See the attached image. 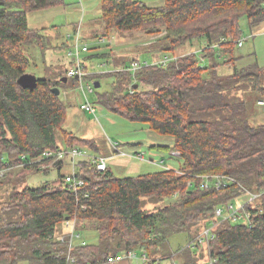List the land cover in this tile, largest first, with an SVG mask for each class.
I'll return each instance as SVG.
<instances>
[{
  "label": "trees",
  "instance_id": "trees-1",
  "mask_svg": "<svg viewBox=\"0 0 264 264\" xmlns=\"http://www.w3.org/2000/svg\"><path fill=\"white\" fill-rule=\"evenodd\" d=\"M66 5V0H0L1 164H28L50 149L93 144L63 127L66 105L53 88L70 82L66 70L58 80L38 77L33 90L18 82L30 66L24 45L39 46L44 57L52 47L44 30L29 26L28 14ZM243 17L252 26L264 21V0H165L156 7L138 0L103 1L100 41L112 33L140 31L157 36L146 41L153 52L167 51L176 58L166 65L156 60L136 72L121 65L111 72L114 79L100 94V102L170 137V146L158 148L181 162L177 168L120 178L109 167L99 171L91 160L80 159L77 172L86 184L76 190L66 183L71 172L19 189L16 178L22 172L48 171L51 162L43 169L38 163L13 169L0 179V186L10 185L14 191L7 203L0 204V264L23 260L28 264H102L130 250L146 251L148 264H157L173 256L170 237L184 232L192 235V242L180 252L182 260L176 264H203L208 255L216 264H264V123L251 122L249 110L253 96L258 103L264 99V68L257 63L237 64ZM196 41H200L202 58L195 52L175 54L178 47ZM69 48L68 41L55 47ZM102 57L105 64L110 63L108 54ZM203 58L212 64L203 65ZM96 81L101 82L100 77ZM239 91H244V98ZM63 166L57 168L61 171ZM208 175L231 176L236 182L221 190L205 189L202 177ZM252 193L262 195L250 200ZM243 194L248 195L241 205L250 213L249 222L217 217L218 207ZM169 198L173 200L156 210L145 208L147 200L161 203ZM75 218L78 230L98 233V242L79 244L70 252L68 240H58V227ZM214 224L218 225L215 237L207 248L198 237ZM201 245L207 256L197 253ZM70 255L75 262H69Z\"/></svg>",
  "mask_w": 264,
  "mask_h": 264
},
{
  "label": "rangeland",
  "instance_id": "rangeland-1",
  "mask_svg": "<svg viewBox=\"0 0 264 264\" xmlns=\"http://www.w3.org/2000/svg\"><path fill=\"white\" fill-rule=\"evenodd\" d=\"M147 2L150 3L148 5L152 6L163 4L162 0H158L156 3L151 0H147ZM66 3L67 5L63 7L31 11L28 14L29 26L32 29L44 30L50 37L52 47L44 57L39 46L24 45L26 54L30 56V66L27 73L35 74L39 78L47 76L54 80H58L59 75L64 70L68 74V71L75 65L71 61L69 62L68 51L65 49L56 50L55 47L60 46L59 43L66 39L65 34L74 31L80 22L82 23V36H85V41L90 48L83 55L87 62L86 71L88 74L84 77H72L70 82L63 84L61 88V99L66 105V119L63 127L75 133L79 139H88L93 144L89 143L86 146L76 144L73 148L82 149L84 155L75 158V160L66 159V165L64 166L65 162L62 164L56 163L57 166H63L61 171L55 166L43 172L33 170L22 172L19 178H16L19 189H24L28 186L37 187L46 184L47 181H55L60 174L73 173V167L77 166L80 159L85 158L93 162L95 157H104L107 160L108 167L120 178L147 174L168 167L177 168L181 161L171 158L170 151L158 148L159 145L170 146L172 144L170 137L157 134L146 122L134 121L112 112L100 102V94L108 90L114 79L111 72L120 70L121 65L130 66L134 60H139L142 63H153L156 60H162L166 56H173V54L167 51L153 52L146 41L150 43L157 36L150 37L140 31L112 33L109 38L104 41L101 40V42L99 39L104 34V31L101 26L97 25L96 20L101 15L102 0H66ZM239 25V39L243 41V45L236 49V55L241 57L237 63L238 66L244 67L257 63L264 68V21L252 26L247 17H243ZM54 35L57 36L54 38ZM203 42L205 43V41ZM192 52H195L200 58L203 57L200 41H196L193 44L187 43L181 48L178 47L175 54L181 55ZM105 54H108L111 58L109 64H105L107 60L102 57ZM203 59H201L203 65L210 66L212 64V60ZM216 62H220V59H217ZM99 77L102 86L96 88L94 83L95 80H99ZM91 87L94 88L93 91ZM146 88L149 87L146 86ZM238 95L244 98L245 93L244 91H239ZM263 101L264 99H261L258 103V101H255L254 96L249 101L251 122L254 124L264 123V104H261L264 103ZM87 102H90L95 107L96 111L94 113L82 108V105ZM59 138L62 139L61 137ZM60 143H63V141L60 140ZM143 155L144 159H141ZM6 156L4 155L5 158ZM49 162L53 163L49 159L39 165L43 169ZM14 178L13 180H16ZM13 192V188L10 185L0 186V204L7 203ZM247 199L248 195L243 194L233 199L232 203L238 206L247 201ZM171 200L173 199L169 198L161 203H153L147 200L145 208L148 211H153ZM209 228L206 227L202 233ZM78 232L82 235V238L75 240L76 245L81 244L82 241H86L89 244L98 242V233L95 230H78ZM70 233L71 229L61 223L58 227V240L66 242ZM191 242L192 235L187 232L172 235L169 239V250H171L173 256L160 260L157 264L180 263L182 260L180 252L186 249ZM198 248L196 250L198 254L201 252L207 256L203 245ZM137 253L141 254L139 250ZM130 263L145 264L141 259H134ZM18 264L28 263L23 260Z\"/></svg>",
  "mask_w": 264,
  "mask_h": 264
},
{
  "label": "built area",
  "instance_id": "built-area-1",
  "mask_svg": "<svg viewBox=\"0 0 264 264\" xmlns=\"http://www.w3.org/2000/svg\"><path fill=\"white\" fill-rule=\"evenodd\" d=\"M82 34L80 30L74 31L73 33H69L67 35V38L71 41L70 48L68 49V56L69 59L73 60V65H75L72 69L68 71L67 76L72 77H84L88 74L86 71L87 68V62L84 61V54L89 51V46L87 43H85L82 39ZM243 45V41H239V46ZM175 56H166L162 60L156 61L158 64L166 65L168 62L174 60ZM150 63H140V62H133L129 66V70L136 72L141 67L148 65ZM92 91L94 90L93 87H91ZM264 102V101H263ZM264 104V103H261ZM82 108L88 112L94 113L96 111L95 107L90 103H84L82 105ZM175 155H179L178 153H174ZM82 149L79 148H58L56 150H48L45 152L43 158L38 160H31L26 164L25 162H21L19 164L13 165L10 162L0 163V179L4 178L10 171L13 169L25 167L27 165L32 164H41L45 160L51 159L53 163H51L50 167L53 168L56 165V163H60L62 161L65 162L66 159H74L83 156ZM140 157V156H139ZM25 159V157H23ZM53 158V159H52ZM141 159H144V155L141 157ZM93 163L96 165L97 169L99 171H106L108 169L107 160L104 157H95L93 159ZM60 166V165H59ZM58 167V166H57ZM74 172L70 173L66 176V183L68 186L76 190L77 188H81L85 186L86 181L83 177H80L77 172V166L73 167ZM202 186L205 189H216L221 190L222 188L226 187L231 182H236V179H234L231 176L226 175H213V176H204L202 177ZM190 185V184H189ZM262 194H251L250 200H255ZM88 206H84V208H87ZM217 217L221 218L222 220H226L228 218H233L234 221H241V222H249L250 213L248 211H244V206H236L234 203L230 202L227 204L226 207H218L216 211ZM222 222V221H221ZM77 220L76 218L72 221L67 222V227L71 229V233L68 235V243L70 252L77 246L76 239H81L82 235L78 232L77 229ZM217 224L212 225L207 231L200 234L198 237V240L202 243H205L207 248L210 245V241L214 239V230L217 227ZM82 245H86V241H82ZM194 246V245H193ZM138 250H130L126 253H120L118 255L110 256L106 262L102 264H115L118 262L126 261V260H134V259H141L145 264H148L150 259L148 257V254L146 251H140L141 254L137 253ZM216 259L212 258L210 255L207 256L206 261L203 264H216ZM69 262H75V258L72 257V255L69 256Z\"/></svg>",
  "mask_w": 264,
  "mask_h": 264
},
{
  "label": "water",
  "instance_id": "water-1",
  "mask_svg": "<svg viewBox=\"0 0 264 264\" xmlns=\"http://www.w3.org/2000/svg\"><path fill=\"white\" fill-rule=\"evenodd\" d=\"M67 81H68V77L63 78V82L66 83ZM18 82H19L20 86L23 87L24 89L33 90L39 84V78L35 74L26 73L23 76H21V78L19 79ZM94 85L96 88H100L101 82L96 81V83ZM136 87H138V85H136ZM53 91L56 93V95L61 94V89L59 87L53 88ZM62 163L63 162L60 161V164H62Z\"/></svg>",
  "mask_w": 264,
  "mask_h": 264
},
{
  "label": "crops",
  "instance_id": "crops-1",
  "mask_svg": "<svg viewBox=\"0 0 264 264\" xmlns=\"http://www.w3.org/2000/svg\"><path fill=\"white\" fill-rule=\"evenodd\" d=\"M103 1H104V0H102V3H103ZM138 1L145 2L146 4H150L149 2H147V0H138ZM151 1H154V2L156 3V1H158V0H151ZM162 1H163V4H164L165 0H162ZM154 2H151V3H154ZM163 4H161V5H163ZM161 5H156V6H161ZM149 6H151V7H156V6H152V5H149ZM101 13H102V5H101ZM99 17H100V16H99ZM96 21H97V23H98L97 25L100 26V24H99V22H98V18H97ZM77 30H80V31H81V34H83V33H82V23H81V22H80V24L74 29V31H77ZM74 31H72V32H71V31H70V32L68 31V32H69V33H73ZM68 32H67V33H68ZM69 33H68V34H69ZM68 34H65V38H66V39H65L62 43H59V42H58L60 45H62V44H66L67 41H68V44L71 43L70 40L67 38V35H68ZM55 36H57V35H54V38H55ZM83 37H85V36L83 35ZM54 38H53V39H54ZM82 39H83V38H82ZM54 40H55V39H54ZM57 41H58V40H57ZM83 41H84L85 43H87L85 40H83ZM55 45H58V44H55ZM58 46H59V45H58ZM65 50L68 51V49H65ZM67 59H68V58H67ZM59 164H60V163H59ZM130 262H131V260H127V261L118 262V263H115V264H132V263H130Z\"/></svg>",
  "mask_w": 264,
  "mask_h": 264
}]
</instances>
